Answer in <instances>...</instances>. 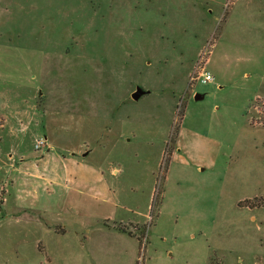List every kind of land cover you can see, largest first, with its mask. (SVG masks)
<instances>
[{
  "label": "rangeland",
  "instance_id": "rangeland-1",
  "mask_svg": "<svg viewBox=\"0 0 264 264\" xmlns=\"http://www.w3.org/2000/svg\"><path fill=\"white\" fill-rule=\"evenodd\" d=\"M88 150L99 217L14 207L41 158ZM115 208L147 213L117 225L133 262L94 233ZM2 219L0 264H264V0H0Z\"/></svg>",
  "mask_w": 264,
  "mask_h": 264
},
{
  "label": "crops",
  "instance_id": "crops-1",
  "mask_svg": "<svg viewBox=\"0 0 264 264\" xmlns=\"http://www.w3.org/2000/svg\"><path fill=\"white\" fill-rule=\"evenodd\" d=\"M145 91L146 92L144 94L148 93L147 90ZM84 152L85 151L81 152L80 154L79 151L71 152V157L70 155L67 157L60 156V158L57 160L59 163H61L59 164L58 170H49V167H47V163L49 162V157H50L49 155L41 158L42 163L45 161L44 162V165H46L44 167L45 170L42 171L38 170L37 173L34 172L28 174L29 178L33 181L31 183L33 185L32 190L30 189L28 194L27 192L25 193L28 195L29 198H26L25 197L26 195H24L23 197L19 196L20 192L18 194L15 193V195L17 194V198L14 207L16 208L21 207L24 209L33 210V212L36 213L39 212L44 213L45 211L47 212V210L48 211L51 210L52 212L55 210L61 211L62 210L60 209L61 207L64 208V205L69 204L71 205V207L74 208L76 206L79 209L82 208L84 214L87 215L88 219H90L91 217H97V216L99 217V215L101 214H99L98 212L103 208H106V207L103 208L101 207L107 202H109L107 198H109V195L111 194L110 192L112 191L113 188L111 187L110 183L109 184L105 183L101 187H99V185L97 186V184H99L102 179H101V174L95 172L94 169L96 168H94L93 166L92 167L90 166L88 169H86L85 170L86 172L84 171V174H82V176L84 177L83 181L90 182V178L93 177L94 181L96 182L94 186L109 191V195H105L107 200H100L99 199L100 197H97L98 194L102 195V192H99L101 191L100 189H98L99 191L96 194L94 192L95 190L94 188L90 189L89 191H85V189L80 190L78 189V187H76L77 186L76 184H78L81 186V188H85L82 187V183L78 182V176H76L77 172L75 171V168L73 166L75 162H78V160H82L83 162L87 160V159H82L81 157L86 155L88 156L89 150L86 151L85 153ZM69 165H72V167L70 168ZM36 166L39 167L38 165ZM87 171L89 172L88 174ZM113 172L115 173L117 171L114 169ZM40 196H44V197L40 198ZM44 199L47 202V203L44 202L46 203L45 208L47 210L44 209L43 207L44 203L42 201ZM78 205H80V207ZM146 215L147 213L145 214L144 212L134 211V215L131 216L130 218L127 216H121V215L118 216V211L115 208V211H113L112 214L109 215V217H103L101 221H97L95 223L94 227H98V228H96L94 233L100 232L102 238L106 239L107 241L108 240H112L113 242L119 240L122 241V244L119 245L118 247H115V245L112 246L111 250L113 251V254L116 252L125 253L128 255L129 261L133 262V260H136L137 250L140 245L139 236L136 234V232H132V234L130 235L118 229L117 225H119L121 222L132 223L142 228V226L144 225L143 218H146ZM104 216H108V215H104ZM23 218L26 220L28 219L27 217H23ZM3 221L5 220L2 219L0 222ZM33 222L35 223L36 226L41 225V227L51 228V230L53 231L52 227L54 224L50 223L47 219H44L43 216L41 217V219H36V217H33ZM65 229H66L65 232H67L66 227ZM90 231L91 230L89 229L87 233H89ZM83 236L86 237L85 235ZM80 242H81V238H80ZM96 253L97 250L94 251V257L96 256Z\"/></svg>",
  "mask_w": 264,
  "mask_h": 264
},
{
  "label": "built area",
  "instance_id": "built-area-1",
  "mask_svg": "<svg viewBox=\"0 0 264 264\" xmlns=\"http://www.w3.org/2000/svg\"><path fill=\"white\" fill-rule=\"evenodd\" d=\"M201 82V83H210L215 81V76L210 70H206L205 68L201 69L197 72L196 75H192L190 78V82ZM40 144H37V147H39Z\"/></svg>",
  "mask_w": 264,
  "mask_h": 264
},
{
  "label": "water",
  "instance_id": "water-1",
  "mask_svg": "<svg viewBox=\"0 0 264 264\" xmlns=\"http://www.w3.org/2000/svg\"><path fill=\"white\" fill-rule=\"evenodd\" d=\"M146 91L144 90V89H142V88H137L133 93H132V98L133 99H135V100H137V99H139L144 93H145ZM205 97V95L204 94H202V93H196L195 94V99L196 100H201V99H203Z\"/></svg>",
  "mask_w": 264,
  "mask_h": 264
},
{
  "label": "trees",
  "instance_id": "trees-1",
  "mask_svg": "<svg viewBox=\"0 0 264 264\" xmlns=\"http://www.w3.org/2000/svg\"><path fill=\"white\" fill-rule=\"evenodd\" d=\"M241 203H242V202H240V206L242 205ZM243 205H245V206H249L250 208L253 207L252 204H249V203H247V204H243ZM120 230H122V231H124V232H126V233H128V234H130V235L132 234L131 232H127V230H123V229H120ZM139 240H140V238H139ZM208 264H219V261H218L215 257L212 256V257L210 258Z\"/></svg>",
  "mask_w": 264,
  "mask_h": 264
}]
</instances>
